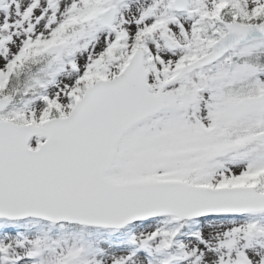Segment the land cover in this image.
Returning <instances> with one entry per match:
<instances>
[{
	"label": "snow or ice",
	"instance_id": "6c2138e0",
	"mask_svg": "<svg viewBox=\"0 0 264 264\" xmlns=\"http://www.w3.org/2000/svg\"><path fill=\"white\" fill-rule=\"evenodd\" d=\"M0 264H264V0H0Z\"/></svg>",
	"mask_w": 264,
	"mask_h": 264
}]
</instances>
